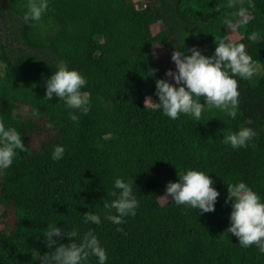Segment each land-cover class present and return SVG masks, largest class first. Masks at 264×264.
<instances>
[{"label": "trees", "instance_id": "1", "mask_svg": "<svg viewBox=\"0 0 264 264\" xmlns=\"http://www.w3.org/2000/svg\"><path fill=\"white\" fill-rule=\"evenodd\" d=\"M135 1L48 0L41 20L26 24L27 0H0V120L27 149L0 172V264H40L54 223L75 229L77 242L92 230L106 264H264V253L226 232L225 203L226 185L241 180L264 200V0H143L141 8ZM221 41L245 44L256 62L251 79L236 76L235 119L208 106L199 121L170 119L146 101L158 102L155 80H168L173 51L211 56ZM61 62L87 80L89 111L77 112L78 122L63 101L45 99V81ZM241 126L257 133L246 147L222 142L225 130ZM55 144L65 146L60 160L51 157ZM186 169L210 175L220 193L214 211L200 215L166 197L167 183ZM116 177L133 182L139 201L119 225L103 209ZM89 211L99 225L83 222Z\"/></svg>", "mask_w": 264, "mask_h": 264}, {"label": "clouds", "instance_id": "2", "mask_svg": "<svg viewBox=\"0 0 264 264\" xmlns=\"http://www.w3.org/2000/svg\"><path fill=\"white\" fill-rule=\"evenodd\" d=\"M25 8L23 21L26 24L39 22L48 8V0H27ZM259 38L257 32L248 36L251 41ZM245 48L243 43L221 41L215 44L214 54L211 56L203 55L195 47L186 51H173L171 61L174 62L175 70L169 69L166 76L171 77L174 84L165 79H156L155 95L158 102L146 101L170 119H177L180 114H185L199 121L206 106L215 107L235 119L239 96L236 76L248 80L255 74L256 62ZM153 74L154 70L149 71L148 76ZM86 84V78L78 70L70 69L61 62L45 81V99L51 101L57 98L63 101L69 110L68 118L78 122L77 112L87 114L89 111L88 93L82 91ZM39 114V109L34 108L33 115ZM251 123V120L246 121V124ZM54 126V121L48 124L50 128ZM256 135L253 128L241 126L236 131L225 130L222 142L233 149L243 148ZM17 150H27L21 134L16 128L6 126L0 120V172L12 165L18 155ZM64 154L63 144L53 145V160L62 159ZM226 186L225 203L230 202L231 205L230 226L226 232L237 237L240 246L247 248L254 245L260 253H264V200L242 180ZM112 187L111 196L115 198L103 200V209L106 210L104 219L119 225L124 222V217L135 216L139 201L133 191V182L116 177ZM165 193L166 197H171L172 203L198 209L200 215L214 211L220 195L210 175L196 169L178 173V180L168 182ZM82 216L84 223H101L100 215L94 212L89 211ZM46 229L43 237L50 251L37 256L40 264H89L90 257H95L97 264H106L108 261L106 249L92 230L85 232L77 242L73 239L78 236L75 229L62 232L61 227L55 223L48 225ZM64 235L70 240L68 245L59 243ZM53 246H56L54 251Z\"/></svg>", "mask_w": 264, "mask_h": 264}, {"label": "rangeland", "instance_id": "3", "mask_svg": "<svg viewBox=\"0 0 264 264\" xmlns=\"http://www.w3.org/2000/svg\"><path fill=\"white\" fill-rule=\"evenodd\" d=\"M135 2H136V6L139 7V8H141L142 5L144 4V1H143V0H137V1H135ZM159 29H160V26H155V27L153 28V32L155 33V32H157ZM169 69H172L173 71L175 70L174 62H171L170 66H169ZM169 69H168V70H169ZM167 79H168L171 83L174 82V81H172L171 77H168V76H167Z\"/></svg>", "mask_w": 264, "mask_h": 264}, {"label": "water", "instance_id": "4", "mask_svg": "<svg viewBox=\"0 0 264 264\" xmlns=\"http://www.w3.org/2000/svg\"><path fill=\"white\" fill-rule=\"evenodd\" d=\"M0 25H1V27H3L2 23H1V20H0Z\"/></svg>", "mask_w": 264, "mask_h": 264}]
</instances>
